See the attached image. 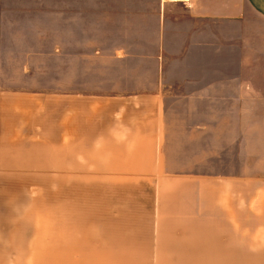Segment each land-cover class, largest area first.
<instances>
[{"label":"crops","instance_id":"1","mask_svg":"<svg viewBox=\"0 0 264 264\" xmlns=\"http://www.w3.org/2000/svg\"><path fill=\"white\" fill-rule=\"evenodd\" d=\"M115 1L58 0L55 7L37 0L44 10L0 12V147L3 138L19 139L12 133L33 131L35 115L49 118L45 102L55 98L61 141L76 144L78 133L89 132L92 155L106 158L101 164L138 157L143 169L161 170L150 178L220 180L240 216L234 226L243 227L250 195V227L264 228V0H120L125 9ZM168 163L212 172H169ZM132 168L106 166L145 173ZM189 240L171 247L155 236L92 241L69 264H107L121 249L122 258L138 252L209 264V242ZM47 243L42 250L58 255L50 259L67 264L55 246L64 242ZM221 246L227 259L264 264V234L224 238Z\"/></svg>","mask_w":264,"mask_h":264},{"label":"rangeland","instance_id":"2","mask_svg":"<svg viewBox=\"0 0 264 264\" xmlns=\"http://www.w3.org/2000/svg\"><path fill=\"white\" fill-rule=\"evenodd\" d=\"M23 1L0 0V12L44 10L34 3L37 0L31 4ZM57 1L52 0V6L57 7ZM119 1H115L116 8L125 9ZM47 102L49 118L35 115L33 131L12 133L19 138L17 141L2 139L0 264H57V260L50 259L57 254L49 255L50 252L42 250L44 246H52L47 243L50 241L64 242L55 246L67 253L69 264L76 251H91L92 241H143L154 236L163 239L164 247L174 246L171 244L174 241L187 246L188 239L209 242V264H257L227 259L228 252L220 251L224 238L264 234V228L250 227V195L243 198V227H236L235 221L240 216L235 219V202L220 180L150 178L149 172L161 170L151 164L143 169L138 157L130 158L127 165L118 157L113 158L112 165L101 164L98 160L106 158L92 155L89 132L78 133L76 144L61 141L65 138L59 131L58 100L52 98L45 105ZM179 159L187 158L182 155ZM205 165L165 164L169 172L176 168L202 174L212 172ZM106 166L117 171L141 166L145 173L139 178L138 173H109ZM261 219L264 214L259 216V222ZM120 253V257L108 260L107 264H207L206 259H141L138 252L129 254L131 258H122L124 250Z\"/></svg>","mask_w":264,"mask_h":264},{"label":"built area","instance_id":"3","mask_svg":"<svg viewBox=\"0 0 264 264\" xmlns=\"http://www.w3.org/2000/svg\"><path fill=\"white\" fill-rule=\"evenodd\" d=\"M162 2H176V1H180V0H161Z\"/></svg>","mask_w":264,"mask_h":264}]
</instances>
